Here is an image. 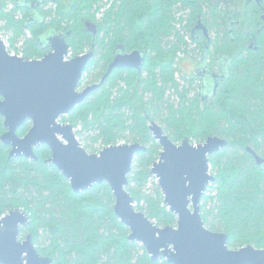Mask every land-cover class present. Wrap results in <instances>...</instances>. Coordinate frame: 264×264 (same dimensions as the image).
I'll return each mask as SVG.
<instances>
[{
  "label": "trees",
  "instance_id": "1",
  "mask_svg": "<svg viewBox=\"0 0 264 264\" xmlns=\"http://www.w3.org/2000/svg\"><path fill=\"white\" fill-rule=\"evenodd\" d=\"M0 2V32L11 34V47L24 41V57L40 59L50 49L47 36L65 34L73 57L94 52L85 70L97 73L92 84L101 82L119 49L142 51L146 62L141 72L113 70L61 121L75 130L81 127L78 135L95 133L105 147L124 141L147 148L134 160L127 190L137 209L162 228L176 226L178 218L164 205L157 181L147 192L162 150L150 123L162 121L177 144L186 138L198 144L212 136L226 139L227 147L210 157L216 181L209 191L215 195L203 196V220L211 231L228 236L230 249L264 248V169L246 150L251 147L264 159V31L257 36L259 50L250 51L244 62L249 68L235 72L205 104L198 94L190 96L191 84L180 87L178 59L189 53L187 40L199 19L216 40L228 42L229 53L234 44L246 49L248 38L224 29V0H13L12 8L7 0ZM50 4L54 7L46 9ZM255 7L248 4L251 25ZM87 22L97 26L96 35ZM221 46L215 44V51ZM31 127L26 121L18 134L26 135ZM5 131L0 116V137ZM35 153L38 161L9 158V147L0 141V219L24 209L31 224L21 235L31 234L42 256L53 264H170L163 258L153 261L144 246L129 240L130 229L116 216L115 195L107 183L77 194L69 179L46 163L52 156L47 145Z\"/></svg>",
  "mask_w": 264,
  "mask_h": 264
},
{
  "label": "water",
  "instance_id": "2",
  "mask_svg": "<svg viewBox=\"0 0 264 264\" xmlns=\"http://www.w3.org/2000/svg\"><path fill=\"white\" fill-rule=\"evenodd\" d=\"M86 27L97 34L95 24L87 22ZM196 29L208 34L201 24ZM66 39L65 34L52 33L46 38L49 52L42 59L30 60L11 55L0 35V116L7 130L1 141L12 148L10 158L38 161L35 148L47 145L52 156L46 163L55 165L69 179L75 193L107 183L115 195V214L130 229L129 240L143 245L153 261L163 258L170 264H264V248L247 245L230 249L228 236L208 229L202 217L203 196L216 181L210 173V157L227 147L226 139L212 136L195 144L186 138L177 144L160 125L151 122L150 131L162 148L151 175L161 188L164 205L178 222L162 228L137 210L127 187L137 154L147 148L140 143L118 144L90 153L79 142L75 128L61 119L96 91L113 70L141 72L145 54L119 49L101 82L80 91L94 52L70 58ZM28 120L32 127L21 138L17 131ZM246 150L264 169V159L253 148ZM30 224L29 214L21 208L0 219V264H53L51 258L38 252L31 234L20 239L22 228Z\"/></svg>",
  "mask_w": 264,
  "mask_h": 264
},
{
  "label": "flooded vegetation",
  "instance_id": "3",
  "mask_svg": "<svg viewBox=\"0 0 264 264\" xmlns=\"http://www.w3.org/2000/svg\"><path fill=\"white\" fill-rule=\"evenodd\" d=\"M249 3L256 6L254 10L256 20L253 25L250 23L248 14V12L250 13V9H248ZM223 10L224 29L228 31V33H238L248 38L246 49H241L234 44V50L232 52L233 54L229 53L227 49L228 42L216 40V35H214V33L208 29L202 20L199 19L193 33L191 34V38L187 40L191 50L189 53L180 54L178 59L179 70L176 74L177 81L180 83L182 82L184 85L187 83L191 84L192 87L195 89L197 88L198 92L197 90H195V92L200 96L201 101L205 104L217 95L221 85L231 79L235 72H238V70L244 71L245 68H249L244 64V62L250 59V51L256 52L259 50L257 36L264 31V0H247L246 2H242L240 0H235L233 2L224 0ZM200 24L207 28V35H205L203 29H196V27ZM234 40L235 39L232 38L231 41ZM217 43L223 45L224 47L221 46V50L215 51V44ZM182 55H189L188 60L185 61V64L190 68L184 73L182 72V68H180ZM6 132L7 130L5 133ZM25 136L26 135L20 137L23 138ZM7 147H9L10 158V152L12 148L10 146Z\"/></svg>",
  "mask_w": 264,
  "mask_h": 264
},
{
  "label": "rangeland",
  "instance_id": "4",
  "mask_svg": "<svg viewBox=\"0 0 264 264\" xmlns=\"http://www.w3.org/2000/svg\"><path fill=\"white\" fill-rule=\"evenodd\" d=\"M7 1H8V7L9 8L12 7L13 6V0H7ZM50 7H54V6L52 4H50V5H48L46 7V9H49ZM0 34L4 37L5 40L7 38L8 41H9V37L11 36V34L4 35V32H2V31L0 32ZM192 48H193V46H192ZM189 50H191L190 46H189ZM188 56L189 55H187V56L182 55V61L180 63L181 64L180 68H182V72L183 73L186 72V71H188L189 68H190L188 65L185 64V61L188 60ZM70 58H73V54H71ZM95 76H97V73L94 72V71H90V72L85 73L83 75V79H82V81H81V83L79 85V90L82 91V90L86 89L87 87L93 85L92 83L95 82L94 81L95 80ZM176 80H177V76H176ZM178 83L181 85L180 87L183 88L184 84L182 82L181 83L178 82ZM195 90H197V92H198V89L197 88L195 89L194 87H192V91H191V95L190 96H194L196 94ZM168 95L171 96L170 98H171L172 103L174 105H178V103H179L178 102L179 100L177 98L178 96H174V94H172V91L168 92ZM155 122L164 129L165 124L162 121L157 120ZM81 129H82L81 127H79L78 129H76L75 130L76 133H77L78 130L80 131ZM95 136H96L95 133L82 131V134H79L77 137H78L79 142L82 144V146H84L88 150V152H90V153H99L103 148H105V145H104V143H103V141L101 139H97V138H95ZM121 142H124V141H121ZM195 144H198V143L195 142ZM210 173L213 176L216 177V173L212 170V166H211ZM154 181L156 182L157 179L155 178V180H151V182L149 183V185H148V188L149 189L147 191L148 193H151L152 190H150V189L152 188V185H153ZM210 187H211V185H210ZM210 187H209V189H210ZM209 189L207 190L206 194H208V193L209 194H212V193H210ZM213 192H215V191H213ZM212 195H215V194L213 193ZM135 204L137 206V203L136 202H135ZM202 205H203V203L201 202V207H202ZM26 236H27V234L21 235L20 236V239L21 240H24L26 238ZM239 248H241V247H238L236 249H239Z\"/></svg>",
  "mask_w": 264,
  "mask_h": 264
},
{
  "label": "built area",
  "instance_id": "5",
  "mask_svg": "<svg viewBox=\"0 0 264 264\" xmlns=\"http://www.w3.org/2000/svg\"><path fill=\"white\" fill-rule=\"evenodd\" d=\"M12 8V7H10ZM1 35V34H0ZM2 36V35H1ZM27 36H30V33H27ZM8 52L13 55V56H19V57H24V51H23V45H24V41H20L19 44L16 46V48L11 47L10 42L8 41V39L6 38V40L4 39V37L2 36ZM121 144H125V142H120L119 145Z\"/></svg>",
  "mask_w": 264,
  "mask_h": 264
}]
</instances>
